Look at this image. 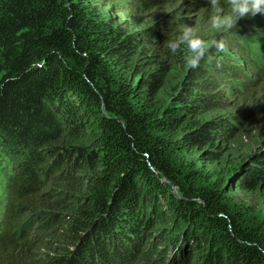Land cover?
<instances>
[{
    "label": "trees",
    "instance_id": "16d2710c",
    "mask_svg": "<svg viewBox=\"0 0 264 264\" xmlns=\"http://www.w3.org/2000/svg\"><path fill=\"white\" fill-rule=\"evenodd\" d=\"M178 1L0 0V264H165L179 238L175 264H264V209L231 197L264 187V54L248 21L190 69L182 9L132 25Z\"/></svg>",
    "mask_w": 264,
    "mask_h": 264
},
{
    "label": "rangeland",
    "instance_id": "374dc122",
    "mask_svg": "<svg viewBox=\"0 0 264 264\" xmlns=\"http://www.w3.org/2000/svg\"><path fill=\"white\" fill-rule=\"evenodd\" d=\"M185 1V2H184ZM189 0H182L174 3H168L164 6L156 7L153 9L150 13L145 15H139L132 20V25L136 28H147L155 22L167 18L170 14L175 12L176 10H183L184 13L181 15L182 18L187 19L186 21H183L181 23L180 28L176 32V36H180V34L184 31L185 27L192 28L196 35L200 36L202 39H204L208 44H211L215 38H218V36H227L230 35V32L233 31L232 29L224 30L217 32L211 25L210 19L215 13H211L208 11H186L187 9H190L188 5ZM209 1V0H208ZM225 5L226 9H224V12L227 13L230 9L228 7L227 0L221 1V6ZM207 6V5H205ZM222 6V7H223ZM223 15V14H221ZM128 16L122 15V19L126 20ZM129 20H131V16L129 17ZM250 22V28L253 27L251 35L246 37V43L251 48H254L256 50L255 55H263L264 54V15L257 14L255 16H248L246 18H243L237 22V26L244 25L247 22ZM249 106L253 110L254 117L252 119V122L250 126L248 127V135H244L243 140L248 141L249 137H255L259 133L264 131V98L258 99V100H249ZM220 114V112H214L209 115H206V118L208 119H214L216 116ZM256 145H253L252 142L247 143L245 145V148H247L245 151L239 150L236 152V156L243 155L244 152L250 154L254 149ZM2 156V154H0ZM5 160L0 159V189L2 187V180L4 173L2 172V167L5 166ZM175 189V188H174ZM175 192V191H174ZM177 194V193H176ZM231 197L238 203L243 202L244 204H247L248 206L254 207L255 210L264 209V187L259 188L257 191L253 193H248L245 191H234L231 194ZM28 217V214H26L22 221L24 222L26 218ZM157 233H153L149 237V244L151 247L157 248L156 252H154L155 257L154 259L158 258V252L162 251V242L159 240H156V235L159 234L160 231H156ZM182 237V236H180ZM180 239V238H179ZM178 239V240H179ZM167 241V247L170 248L169 252L166 254L164 258L165 264H175L180 263L184 260V256L187 253H191L193 250V247L191 245L186 246V250L183 251L184 242L181 238L179 241ZM183 244L181 245V243ZM161 245V246H160ZM173 247V248H172ZM175 247V248H174ZM190 248V250H189ZM153 252L154 250L151 249ZM50 255H53V252H51ZM153 259V260H154Z\"/></svg>",
    "mask_w": 264,
    "mask_h": 264
},
{
    "label": "clouds",
    "instance_id": "9594fccd",
    "mask_svg": "<svg viewBox=\"0 0 264 264\" xmlns=\"http://www.w3.org/2000/svg\"><path fill=\"white\" fill-rule=\"evenodd\" d=\"M227 3L230 10L225 13L220 0H212V9L215 14L210 22L217 32L236 27L239 20L248 16L264 15V0H227ZM213 46L217 51L223 52L226 49V42L220 39L208 44L189 27H185L176 40H170L166 44L173 54L186 48L185 63L190 69L199 67V62L205 57L207 49Z\"/></svg>",
    "mask_w": 264,
    "mask_h": 264
},
{
    "label": "water",
    "instance_id": "95a60500",
    "mask_svg": "<svg viewBox=\"0 0 264 264\" xmlns=\"http://www.w3.org/2000/svg\"><path fill=\"white\" fill-rule=\"evenodd\" d=\"M164 179H162V181H163ZM172 190H173V193L177 196V194H176V192H174L175 191V189H174V187L172 186Z\"/></svg>",
    "mask_w": 264,
    "mask_h": 264
}]
</instances>
